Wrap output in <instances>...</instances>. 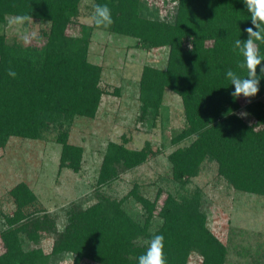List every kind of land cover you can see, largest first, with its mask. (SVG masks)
<instances>
[{"label":"trees","instance_id":"trees-1","mask_svg":"<svg viewBox=\"0 0 264 264\" xmlns=\"http://www.w3.org/2000/svg\"><path fill=\"white\" fill-rule=\"evenodd\" d=\"M81 2L0 0V23L22 14L50 23L47 41L40 47L10 43L0 33V145L11 136L38 139L59 129L61 166L75 171L81 168L84 150L69 143L70 128L63 127L80 117L94 118L104 94L103 69L88 59L95 27L83 25L81 38L66 37L67 27L80 15ZM97 5H107L114 21L101 28L138 39L142 48H170L165 70L144 68L140 90L145 112L149 107H160L167 89L182 98L188 126L175 143L189 137L195 141L171 155L175 177L186 184L198 175L202 162L210 159L218 163L220 175L236 189L264 196V103L253 104L254 122L246 121L238 111L247 99L231 95L234 86L226 77L229 69L246 74L238 68L243 57L233 51L234 41L247 40L245 29L252 26L244 0H179L174 22L159 19L152 9L155 16H147L144 0H95ZM259 50L264 56V43L259 44ZM9 68L17 73L16 78L7 75ZM263 93L264 78L252 100ZM147 156L146 150L131 151L110 143L98 185L114 180L118 165L132 169L143 164ZM11 195L17 210L6 217L7 227L0 233L4 246L0 264H54L68 254L74 256L73 264L85 260L138 264L146 249L137 247L136 240L155 235L164 236L166 264H189L192 251L203 256L202 264L226 262L227 248L205 226L199 190L182 195L180 201L169 194L161 210L159 196L152 202L133 192L148 213L145 225L132 218L121 203L100 195L89 208L71 207L61 232L44 209L25 212L37 202L28 185L19 184ZM156 213L164 223L151 234L149 227ZM42 232L57 235L51 253L38 247ZM25 241L35 247L26 249ZM129 253L134 259H127Z\"/></svg>","mask_w":264,"mask_h":264},{"label":"rangeland","instance_id":"rangeland-1","mask_svg":"<svg viewBox=\"0 0 264 264\" xmlns=\"http://www.w3.org/2000/svg\"><path fill=\"white\" fill-rule=\"evenodd\" d=\"M178 4L179 0H144V12L155 16L152 9L159 19L174 22ZM94 9L95 0H82L80 15L65 31L67 38L77 39L83 36V25L95 27L88 59L103 69L104 94L96 116L80 117L71 126L63 127L70 128L69 143L84 150L81 168L75 171L61 166L63 146L57 142L59 129L38 139L11 136L4 146L0 145V233L7 227L6 217L17 210L11 192L21 183L28 185L37 197V202L25 212L44 209L56 220L59 232L68 223L71 207L89 208L99 201L100 195L121 203L132 218L145 225L148 213L133 192L152 202L159 196L158 209L161 210L169 194L180 201L182 195L199 190L205 226L227 248L225 264H264V196L236 189L228 178L220 175L218 163L210 159L202 162L197 176L182 183L175 177L170 157L195 141V137H189L175 143L188 126L182 98L167 89L160 107H149L145 112L140 90L143 70L146 66L165 70L170 48H142L138 39L95 26ZM11 17L6 23H0V33L5 34L10 43L18 42L24 47L44 45L49 22L33 19L31 25L14 29L8 27ZM25 28L37 33V38L28 45L21 38ZM260 101L264 103V93L255 101L247 99L238 114L246 112L248 115L243 118L252 122L250 107ZM110 143L122 144L131 151L146 150L147 160L132 169L118 165V176L99 186L100 170ZM159 213L151 220V234L164 223ZM40 234L38 247L51 253L57 235ZM150 240L140 237L135 245L147 249ZM24 246L28 250L35 247L27 241ZM3 252L0 234V254ZM132 255L129 253L127 259H134ZM73 261L74 256L68 254L54 264H73ZM202 263L203 256L192 251L189 264ZM82 264L99 263L85 260Z\"/></svg>","mask_w":264,"mask_h":264},{"label":"clouds","instance_id":"clouds-1","mask_svg":"<svg viewBox=\"0 0 264 264\" xmlns=\"http://www.w3.org/2000/svg\"><path fill=\"white\" fill-rule=\"evenodd\" d=\"M244 2L251 14L252 26L245 29L248 35L247 40L242 41L239 38L234 41L233 51H238V54L243 57L238 68L246 74L241 75L229 69L226 77L231 86H234L231 95L235 98L244 97L250 101L258 95L261 79L264 78V67H261L264 65V56H261L259 50V44L264 43V0H244ZM93 19L97 27H108L114 23L111 10L107 5H97ZM32 23L34 22L31 15L22 14L11 17L8 20V27L20 29ZM21 38L24 44L28 45L37 38V33L25 28ZM258 67L260 75H257ZM7 75L16 78L17 73L9 68ZM240 115L244 117L248 114L243 112ZM138 264H166L163 235H155L151 238L145 253L138 257Z\"/></svg>","mask_w":264,"mask_h":264}]
</instances>
